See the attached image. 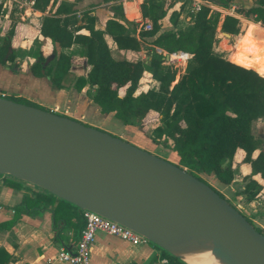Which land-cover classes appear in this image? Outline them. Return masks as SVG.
<instances>
[{
    "label": "trees",
    "instance_id": "1",
    "mask_svg": "<svg viewBox=\"0 0 264 264\" xmlns=\"http://www.w3.org/2000/svg\"><path fill=\"white\" fill-rule=\"evenodd\" d=\"M173 3L177 6L172 9ZM73 5L66 0H34V8L41 11L48 8V15L40 17L38 34L48 39L53 47L47 55L38 50L24 71L34 77H48L55 89L63 88L77 60L61 49L75 44L83 46L80 61L87 69L84 75L74 78L76 90L84 86L93 88L88 98L101 113L112 112L123 125L148 123L151 142L167 148L177 159L174 164L201 181L200 173L213 174L221 184L229 185L237 166L247 165L241 176V186L233 190V196H241L245 203H256L257 216L264 219V146L251 131L255 120L264 119V0H252L247 6L235 5L233 0H204L197 11H191L185 0H140L141 17L149 22L150 29L140 28L138 39L134 36L136 25L133 22L124 19L121 23L110 17L103 29H98L89 11L79 18L73 13ZM231 7L234 14L252 23H247L244 32L234 38L228 61L213 48L217 43L218 21L220 32L231 36L239 35L243 29L234 15H221L220 11H228ZM111 8L120 10L119 5ZM181 14L188 18L183 26L179 25ZM164 18L170 29L159 31ZM14 26L15 22L10 24L0 42V65L10 69L14 65L8 62L14 60L17 51V46H11ZM82 29L86 34L80 33ZM105 34L118 49L125 50H137L140 41L148 40L151 47L147 59L114 58ZM155 47L167 53L191 54L176 80L173 63H165L164 55ZM49 55L52 58L42 67ZM16 68L13 70L17 71ZM144 71L149 73L156 87L139 89ZM20 103L41 108L30 102ZM140 128L138 125L137 129ZM237 151H240L238 160ZM0 180L4 185L18 186V181L12 177L4 175ZM52 201L77 209L45 191L23 195L12 209L15 212L45 209ZM227 202L233 206L229 200ZM240 213L252 224L248 216ZM60 215L65 217L64 213ZM15 217L0 227H9ZM253 227L264 234L260 227ZM161 252L167 264H184ZM10 259L0 247V264H7Z\"/></svg>",
    "mask_w": 264,
    "mask_h": 264
},
{
    "label": "water",
    "instance_id": "2",
    "mask_svg": "<svg viewBox=\"0 0 264 264\" xmlns=\"http://www.w3.org/2000/svg\"><path fill=\"white\" fill-rule=\"evenodd\" d=\"M258 135L264 139V127ZM0 175L118 222L184 264L200 257L264 264V234L184 168L98 128L1 96Z\"/></svg>",
    "mask_w": 264,
    "mask_h": 264
},
{
    "label": "crops",
    "instance_id": "3",
    "mask_svg": "<svg viewBox=\"0 0 264 264\" xmlns=\"http://www.w3.org/2000/svg\"><path fill=\"white\" fill-rule=\"evenodd\" d=\"M66 1L73 2V13L79 18L83 12L88 11L87 9H89L92 6V2H94V0ZM233 1L235 5L247 6L251 4L252 0ZM116 2L118 3V0H116ZM112 3L113 0L107 2L101 1L98 8H95V10L94 5L91 7L93 10H89V12L94 18V27L103 29L105 21L108 18H118L120 14L124 19L136 25L134 36L138 39V31L140 29L138 23L123 16L121 9L116 14V12L111 9ZM88 5L91 6L88 7ZM107 6L110 8L111 13ZM47 9L48 8H45L44 11H41L33 8L32 13L28 16L17 11L18 18L15 20V26L11 36V46H17V49L19 47L24 48V46L29 45L35 40L38 45L36 52L40 50L44 55L50 53L53 45L48 39L42 38L38 34L40 17L48 15ZM232 15L239 20L242 28H244L243 23H245V27L247 23H252L249 20L240 18L234 13ZM181 18H183L184 21L188 19L183 16ZM118 21L121 22L119 18ZM80 33L86 34V31L82 29ZM218 33L223 35V32L219 30V25L218 32H216L217 43ZM104 37L110 49V53L114 58H126L129 60L139 59L133 57V53L140 54V52L137 51L139 48L137 50L118 49L109 36L105 34ZM226 37H230L233 41L234 38L238 36L229 35ZM143 42L144 41L139 42V47L140 43ZM147 45L149 48L151 47L149 43H147ZM230 45L231 44L222 43V47L226 48L227 52L231 50ZM155 50L160 51L157 47H155ZM213 50L215 51L214 48ZM61 51L72 54L77 60V62L71 66L70 76L64 81L63 88L55 89L51 87L48 77H34L30 73L25 72L24 69L27 68L28 64L33 59L23 58L20 66L14 65L11 69L7 66L0 65V92L3 93L4 96L11 94L22 97L45 110L72 118L117 137H120V135L128 137L129 134H125V132H128V127L132 124L123 125L119 122L121 125H117L118 123L114 121L117 119L114 118L112 112L101 113L98 107L88 98V92H92L93 88L84 86L80 90H76L73 87L74 78L78 75H84L87 69L86 65L80 61L82 56L81 49L75 44L67 49H61ZM161 52L164 51L161 50ZM223 52L226 51H223L222 48L217 51L219 55ZM76 57H78V59ZM14 68L18 70L14 71ZM147 74L149 76L148 72ZM149 80L152 81L150 87H156V83L151 80L150 77ZM146 87L149 88L148 85H146ZM137 134V131H135V134H132V136L136 138L134 143H137L139 145L138 147H144L143 149L147 151L146 149H149L148 146H154V143L146 141L144 137L138 140ZM164 149L166 150V148ZM152 154L157 156L160 155L157 151H153ZM241 165L247 168L246 165ZM17 181L18 186L11 187L4 185L0 180V224L10 221L16 216L15 221L9 227H0V247L11 257L7 264H68L57 260L56 255L60 245L65 246L71 251L74 249L79 230L83 224L81 211L63 203L52 201L49 202L45 209L32 208L28 211L15 212L12 207L20 202L23 195L31 194V192L43 191L23 181ZM52 209L56 212V215H54ZM61 213H64L65 217L61 216ZM162 259L166 260L160 248L153 246L149 242L132 245L104 232H96L90 249L89 264H167V262H162Z\"/></svg>",
    "mask_w": 264,
    "mask_h": 264
},
{
    "label": "rangeland",
    "instance_id": "4",
    "mask_svg": "<svg viewBox=\"0 0 264 264\" xmlns=\"http://www.w3.org/2000/svg\"><path fill=\"white\" fill-rule=\"evenodd\" d=\"M100 3H101V0H94V2H92V6L94 5V10H95V8H98V5ZM116 5H118V3L116 2V0L115 1L113 0V3H112L111 6H116ZM90 6L91 5H88V7H90ZM176 6H177V4L173 3L171 8L173 9ZM91 7L89 9H87V10L88 11L89 10H93ZM107 8H108L109 12L111 13L110 8L108 6H107ZM4 10H5V12H4ZM4 10L1 12V14L2 13L3 14L2 15L0 14L1 15V17H0V42H1L2 37L8 33L7 29L10 26V24L14 23L15 20L18 18L17 10L14 9L15 10L14 11L11 7H7V9H4ZM112 10H114V9H112ZM115 12L117 14L118 10L115 11ZM220 13H221V15H223L225 13V11H220ZM118 18L121 20V22H124V18L120 14H119ZM184 22H186V21H184V19L180 17L179 18V25L180 26L185 25ZM218 25H219V21H218V23L216 25L215 32H218ZM243 25H244V28L242 29L241 33L239 35H237V36H240L244 32V30L246 28L245 27V23H243ZM168 29H170V25L167 22V18H164L161 21V24H160V27H159V31H165V30H168ZM146 39H148V38H146ZM232 42L233 41H232V39L230 37H226V36L222 35L221 33H218V43L214 47L216 53H217L218 49H221V48L223 49V51H227L226 48L222 47V43L223 44H226V43L227 44H232ZM147 43H148V40H144L143 43H140V47L137 50L138 52H140V54L133 53L134 54L133 55L134 58H139L142 61H145L147 59V55L150 52V48L148 47ZM37 46H38L37 42L34 40L29 45L24 46V48H20L19 47L17 49L16 53H15L14 60L12 62H8V65L20 66L21 63H22L23 58L33 59L34 56H35L36 50H37ZM77 46L81 49V52H82L83 46H81V45H77ZM137 51H133V52H137ZM228 54H229V52H228ZM76 58L78 59V57H76ZM227 58H224V59L228 60ZM173 67H175V69H176V74H175V80H176L178 78V76L182 73L184 65L181 64V62L174 61L173 62ZM146 85H148L149 87L152 85V81L149 80V76L147 74V71L144 72L142 78L139 81V89H146L147 88ZM0 94H1V92H0ZM6 96L10 97L13 100H17L18 102H30V101H27L26 99H24L22 97L14 96V95H11V94H7ZM30 104L34 105L35 103L30 102ZM114 121H115V123H118L117 125H121V124H119V121H117V120H114ZM131 124L132 125L130 127H128V130H127L128 132H125V134L128 133L129 136L126 137L124 135H120L119 138H121L122 140L127 141V142L129 141L130 144H133V145L136 144L135 146L138 147L139 145L137 143H134L136 138H134L132 136V134H135V131H137V133H138L137 134V139L138 140L142 139V137H144L146 139V141H150L151 142V140H150V138L148 136V133L150 131V127H149L148 123H146V122H132ZM138 125H140V127H141L140 130L136 129V126H138ZM263 127H264V119L255 120L253 122V124H252V129H251L252 134L254 136L260 138L258 133L261 130V128H263ZM260 139L263 141V146H264V139H262V138H260ZM160 146L161 145H159V144H154V146H148L149 149H146V150L149 153H152L153 151L154 152L157 151V153L160 154L159 157L162 156L161 158H164L165 160H168V161H170L172 163H176V161H177L176 157L173 154H171V152H169V150L167 151V148L165 150L162 146L161 147ZM139 148L143 149L144 147H139ZM239 156H240V151H237V154H236L237 160L239 159ZM247 168H248V166H247ZM247 168H245V166L239 164L237 166L236 171H235L234 180L231 182L230 185H227V186H222L223 184L220 185L221 183L214 177L213 174H199V177L202 178V180L204 182H208L206 184H208V185L210 184V186L215 188L225 198H227V200H229L230 203L233 206H235V209H237L240 212H243V214L248 216L251 219L253 225H255L257 227H260L261 229L264 230V219L263 218H259L257 216V205H256V203H254V202L245 203V202H243V198L241 196H236V197L233 196V190L237 189L238 187L241 186V176L247 170ZM6 176L10 177L8 175H6ZM217 183H220V184H217ZM37 189H39V188H37Z\"/></svg>",
    "mask_w": 264,
    "mask_h": 264
},
{
    "label": "built area",
    "instance_id": "5",
    "mask_svg": "<svg viewBox=\"0 0 264 264\" xmlns=\"http://www.w3.org/2000/svg\"><path fill=\"white\" fill-rule=\"evenodd\" d=\"M185 1L188 2L191 11H197L204 4V0ZM139 2L140 0H118V5L120 6L123 16H126L130 20L138 23L139 28L149 30V22H144L141 17ZM0 7V12L7 9V7H11L20 11L23 15L26 14V16H28L33 11L34 0H0ZM225 13L232 15L233 7H231L228 11H225ZM157 52L160 53L161 50H157ZM161 53L163 55H167V60L164 59L165 63H173L174 61H177L181 62L183 65H185L186 60L191 56V54L183 51ZM0 96L4 97V94L1 93ZM81 217L83 224L79 230L74 249L71 251L65 246L60 245L56 255L57 260L68 264H89L90 249L96 232H104L132 245L148 242L143 236L134 232L130 228L94 212L82 210ZM162 262H166V260L162 259Z\"/></svg>",
    "mask_w": 264,
    "mask_h": 264
},
{
    "label": "bare ground",
    "instance_id": "6",
    "mask_svg": "<svg viewBox=\"0 0 264 264\" xmlns=\"http://www.w3.org/2000/svg\"><path fill=\"white\" fill-rule=\"evenodd\" d=\"M189 262L191 264H214V262L210 258H204V257L192 258L189 259Z\"/></svg>",
    "mask_w": 264,
    "mask_h": 264
}]
</instances>
